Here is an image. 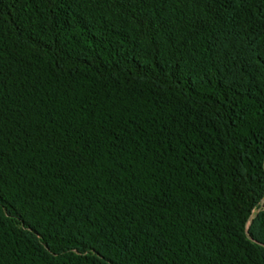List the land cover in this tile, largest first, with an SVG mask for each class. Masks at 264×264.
Masks as SVG:
<instances>
[{
  "label": "trees",
  "instance_id": "trees-1",
  "mask_svg": "<svg viewBox=\"0 0 264 264\" xmlns=\"http://www.w3.org/2000/svg\"><path fill=\"white\" fill-rule=\"evenodd\" d=\"M0 264H264V0H0Z\"/></svg>",
  "mask_w": 264,
  "mask_h": 264
}]
</instances>
